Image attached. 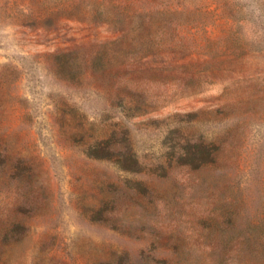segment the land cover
I'll return each mask as SVG.
<instances>
[{
  "label": "rangeland",
  "instance_id": "374dc122",
  "mask_svg": "<svg viewBox=\"0 0 264 264\" xmlns=\"http://www.w3.org/2000/svg\"><path fill=\"white\" fill-rule=\"evenodd\" d=\"M0 264H264V0H0Z\"/></svg>",
  "mask_w": 264,
  "mask_h": 264
}]
</instances>
